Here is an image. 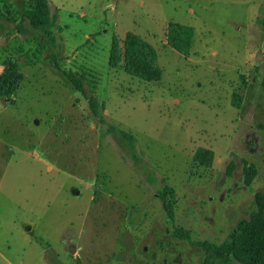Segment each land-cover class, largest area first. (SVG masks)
<instances>
[{"label":"rangeland","instance_id":"obj_1","mask_svg":"<svg viewBox=\"0 0 264 264\" xmlns=\"http://www.w3.org/2000/svg\"><path fill=\"white\" fill-rule=\"evenodd\" d=\"M27 1L0 0V63L15 57L23 75L0 99V264H202L172 231L219 244L264 192V0H48L57 24L45 37L22 20ZM170 22L194 29L188 57L166 45ZM127 32L156 49L159 82L109 68L111 38ZM62 71L87 75L86 95L95 87L104 120L135 136L154 182ZM200 147L210 168L193 164ZM242 161L257 170L250 187Z\"/></svg>","mask_w":264,"mask_h":264},{"label":"trees","instance_id":"obj_2","mask_svg":"<svg viewBox=\"0 0 264 264\" xmlns=\"http://www.w3.org/2000/svg\"><path fill=\"white\" fill-rule=\"evenodd\" d=\"M23 12V21L28 23L29 28L39 32L45 37L48 31L57 24V14L51 8L48 0H28ZM6 8H0V22L6 20ZM23 23V22H22ZM264 25V21L261 22ZM14 31H22V25L8 30L7 34ZM194 29L191 26L170 22L167 25L166 45L183 57H188L193 45ZM54 41V40H53ZM110 69L123 71L130 77L145 83H156L162 78L163 71L158 64V53L156 49L139 35L127 32L123 40L113 36L108 58ZM0 74V99L10 101L23 80L19 69L18 60L8 56L2 63ZM63 79L70 84L72 89L85 97L87 102L88 117L96 127L106 126L105 132L110 135L126 152L134 166L141 168L149 182H154L152 172L142 166L141 158L137 153V139L132 134L119 129L104 119L105 103L101 102L95 94V87L89 95H86L85 81L87 75L81 73L62 71ZM242 98L233 96L231 104L234 108L241 107ZM123 158V159H124ZM193 164L199 167L210 168L214 160V152L207 148H197L192 157ZM235 169L234 161H230L226 167V176L231 177ZM257 170L254 165L242 161V181L244 186L250 187L256 178ZM157 196L162 202L163 210L169 221H174L175 211L173 203L168 199V188L156 190ZM253 210L248 219H242L230 232L227 239L219 244L210 241L195 240L191 231L175 228L172 237L187 242L192 247L203 251L204 260L202 264H264V192L254 194Z\"/></svg>","mask_w":264,"mask_h":264},{"label":"water","instance_id":"obj_3","mask_svg":"<svg viewBox=\"0 0 264 264\" xmlns=\"http://www.w3.org/2000/svg\"><path fill=\"white\" fill-rule=\"evenodd\" d=\"M74 252H75V249H74V248H72V249H71V253L73 254Z\"/></svg>","mask_w":264,"mask_h":264},{"label":"crops","instance_id":"obj_4","mask_svg":"<svg viewBox=\"0 0 264 264\" xmlns=\"http://www.w3.org/2000/svg\"><path fill=\"white\" fill-rule=\"evenodd\" d=\"M8 4L11 5L9 2H8ZM3 61H4V60H3ZM0 64H2V62H1ZM1 68H3L2 65H1Z\"/></svg>","mask_w":264,"mask_h":264}]
</instances>
